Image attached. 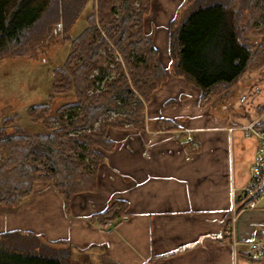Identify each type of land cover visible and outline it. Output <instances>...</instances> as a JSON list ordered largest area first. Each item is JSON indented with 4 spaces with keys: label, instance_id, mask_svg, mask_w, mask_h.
I'll use <instances>...</instances> for the list:
<instances>
[{
    "label": "trees",
    "instance_id": "obj_1",
    "mask_svg": "<svg viewBox=\"0 0 264 264\" xmlns=\"http://www.w3.org/2000/svg\"><path fill=\"white\" fill-rule=\"evenodd\" d=\"M146 1L139 0L136 8L134 0H0V54L9 49L23 54L60 28L70 41L69 51L54 70L49 100L67 91L75 95L53 111L50 102L27 110L44 131L7 133L3 127L0 204L18 205L42 180L61 193L67 207L73 194L96 187L102 149L114 143L108 128L144 127V104L167 76L158 49L143 31ZM183 3L169 23L171 73L200 88L203 97L212 92L225 96L239 77L264 61V29L258 24L260 17L264 22V0ZM88 5L84 28L71 37L67 31ZM109 112L116 115L111 121L105 117ZM112 206L98 215L106 216ZM241 206L238 201L237 209ZM70 257L69 248L50 246L31 232H0V264H72Z\"/></svg>",
    "mask_w": 264,
    "mask_h": 264
},
{
    "label": "crops",
    "instance_id": "obj_2",
    "mask_svg": "<svg viewBox=\"0 0 264 264\" xmlns=\"http://www.w3.org/2000/svg\"><path fill=\"white\" fill-rule=\"evenodd\" d=\"M171 1L158 21L157 49H168ZM210 95L167 74L146 105L145 127L108 128L114 145L102 151L96 187L66 207L50 182H37L21 204V231L69 248L72 264H264L247 245L264 226V202L236 214L233 198L248 181L258 144L245 127L264 123V61L229 87L226 105ZM111 201L123 209L109 214L105 228L98 214ZM235 214L233 238L225 221ZM8 229L20 226L0 231Z\"/></svg>",
    "mask_w": 264,
    "mask_h": 264
},
{
    "label": "rangeland",
    "instance_id": "obj_3",
    "mask_svg": "<svg viewBox=\"0 0 264 264\" xmlns=\"http://www.w3.org/2000/svg\"><path fill=\"white\" fill-rule=\"evenodd\" d=\"M134 1L135 2L133 6L137 8L139 0H134ZM149 1H150L149 4L147 3V1L143 3L147 7V12L144 15V22L142 25H143V31H145V33L151 36L153 42V39L158 29V23H159L158 21L161 18V11L167 9L168 5L171 4L172 1L171 0H149ZM183 1L184 0H175L174 2L175 4L173 6L174 14L184 9V7L186 6L185 4L186 2L183 3ZM90 9L91 7L90 5H88L82 11L81 15L77 19L74 26H72L71 29L67 31V33L70 34L71 37L76 36L81 31V29L84 28L85 26L84 19L89 14ZM178 14L180 15V13ZM258 24L264 29V22L262 17H260ZM163 30L166 31L168 30L167 33L169 35V26L167 29H163ZM63 34L64 33L61 31V29L57 28V30L53 33V35L48 37L47 40L45 39V41H43L40 44L34 43L35 45L34 44L33 45L35 47H30V49H28L23 54L17 53L15 49L14 50L9 49L3 52L2 54H0V132L3 130V127L7 133H13L19 129L20 130L22 129L25 132H29V133H38L44 131L43 126L40 123H34L27 117V112H28L27 110H29L31 106L38 104H47L50 102V105L52 107L51 110L53 111L61 107L65 103L74 101L75 95L73 91H67L64 93L57 94L54 96V98L51 101L49 100V95L52 93L50 84L52 82L54 70L62 65L69 51L70 41L65 39L64 38L65 35ZM111 49H113L112 46ZM112 57L117 61L120 60L118 52L115 49H113ZM158 60L159 63L162 65V67L165 69L166 74H170L174 76L171 73L172 71L170 65L171 57L169 56L168 49L164 50L161 47L160 49H158ZM106 62H104L103 65H106L107 64ZM109 67H111L112 69L115 68V67L113 68V65H109ZM114 75L115 76L117 75L116 71L111 74H106L105 80L111 79L112 77H114ZM102 85L103 83H100V85L98 86L102 88ZM90 89L91 92L96 91L94 90L93 87ZM211 94L212 95L206 97V99L208 100L210 98L214 101V103L217 99H219V102L216 101L218 107H220L222 104L226 105L229 102L227 100H223L222 98H224V96L220 93L212 92ZM180 97H182V95ZM174 101L175 100L173 99L170 100L171 103H173ZM148 102L144 104V127L146 123L145 108ZM227 106H229V104ZM114 116L116 115L109 112L108 114H106L105 117L109 121H111V119H113ZM99 123L100 120L97 124H95L94 127L98 128ZM51 125H56V123L51 122ZM130 128L140 129L134 127L131 124H126L123 126V128L109 127V130L111 131L119 130L120 132V131L129 130ZM159 128L167 130L173 127L169 124L163 123V124H159ZM112 145H114V143ZM103 150L104 149H102V151ZM3 157H5V153L2 152L0 149V160ZM86 161L90 163L89 159H86ZM96 175H97V171H96ZM38 182H49V181L40 180ZM36 183L34 184V186L36 185ZM81 192H77V193H81ZM31 194H33V190ZM31 194L29 196H31ZM28 197L23 199L18 205L6 206L0 204V229L6 228L8 225L10 227H18L19 225L20 229H8L5 231H12V230L21 231V223L18 224V222L21 221V204L25 203ZM261 200H263L262 202H264V198H261L260 201ZM238 201L239 199H237L235 202V213L236 212L239 213L240 210L245 208V206L243 207L241 206L240 208H238L239 209L238 210L237 209ZM110 203L113 206L110 208L106 216L105 215L101 216L102 217V220L100 221L101 226L103 222L108 221L107 219L110 217L109 214H113V213L118 214V212L122 211L123 209V204L120 202L111 201ZM236 214L234 215L235 225H236ZM6 222L8 224H5ZM108 223H110L109 227H111L112 225L111 222L108 221ZM230 223H231V218L229 220V225L227 226V229L229 228ZM263 228L264 226L259 228V230ZM0 232H4V230ZM40 239L41 241H43L44 243L50 246L53 247L61 246L58 244H50L45 240H43L42 238Z\"/></svg>",
    "mask_w": 264,
    "mask_h": 264
},
{
    "label": "built area",
    "instance_id": "obj_4",
    "mask_svg": "<svg viewBox=\"0 0 264 264\" xmlns=\"http://www.w3.org/2000/svg\"><path fill=\"white\" fill-rule=\"evenodd\" d=\"M231 129V128H230ZM245 134L254 135L258 141L254 159L249 168V176L246 185L239 191L238 194L234 195V201L239 199L240 203L245 208H255L258 201L264 198V126L256 127L251 125L245 127ZM188 140L192 139L191 135L186 136ZM192 144H196L192 142ZM234 193L235 189L231 188ZM103 227H109L110 223L103 222ZM226 234L233 237L235 236V217L231 218L229 228L226 230ZM236 241L233 240V245ZM249 247V256L255 260H264V228L256 232L255 237L247 243Z\"/></svg>",
    "mask_w": 264,
    "mask_h": 264
}]
</instances>
